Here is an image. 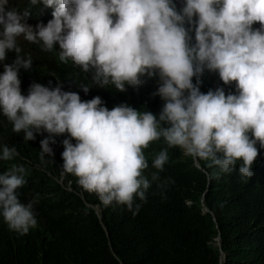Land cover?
Wrapping results in <instances>:
<instances>
[{
  "label": "clouds",
  "instance_id": "obj_1",
  "mask_svg": "<svg viewBox=\"0 0 264 264\" xmlns=\"http://www.w3.org/2000/svg\"><path fill=\"white\" fill-rule=\"evenodd\" d=\"M30 44L66 74L40 78ZM94 83L115 91L111 110ZM128 90L155 97L153 113L134 109ZM0 116L97 197L96 212L138 214L173 147L207 176L198 160L218 168L209 181L237 162L250 179L264 152V0H0ZM160 139L149 179L144 150ZM17 154L0 134V217L25 235L38 222L35 201L19 198Z\"/></svg>",
  "mask_w": 264,
  "mask_h": 264
},
{
  "label": "trees",
  "instance_id": "obj_2",
  "mask_svg": "<svg viewBox=\"0 0 264 264\" xmlns=\"http://www.w3.org/2000/svg\"><path fill=\"white\" fill-rule=\"evenodd\" d=\"M28 49L44 59L45 66L35 68L40 78L53 80L68 71L37 46L30 44ZM94 85L102 106L111 110L115 91L107 88L109 84ZM126 100L140 112L153 113L157 106L156 98L143 90H128ZM0 134L13 142L17 163L26 170L19 198L25 204L35 201L38 222L20 235L0 217V264H217L218 232L224 253L221 264H264V152L252 165L250 179L241 177L237 162L230 173L209 181V173L218 168L198 160L207 176L182 148H170L160 179L152 183L146 202L133 215L125 206L96 212L91 203L99 199H92L75 176L60 174L58 164L42 157L20 133L12 134L1 116ZM166 147L160 139L144 150L149 163L144 175L149 179L156 171L151 167L154 156ZM204 189L203 203L209 211L200 206Z\"/></svg>",
  "mask_w": 264,
  "mask_h": 264
},
{
  "label": "water",
  "instance_id": "obj_3",
  "mask_svg": "<svg viewBox=\"0 0 264 264\" xmlns=\"http://www.w3.org/2000/svg\"><path fill=\"white\" fill-rule=\"evenodd\" d=\"M203 198V196L201 195V199ZM202 209L205 210V211H209V209L206 207V205H202ZM213 219L215 220V218L213 217ZM219 232L216 234V243L218 245V250H219V259H218V262L217 264H221V261L223 260L224 258V253L223 251L221 250L220 248V245H219Z\"/></svg>",
  "mask_w": 264,
  "mask_h": 264
},
{
  "label": "rangeland",
  "instance_id": "obj_4",
  "mask_svg": "<svg viewBox=\"0 0 264 264\" xmlns=\"http://www.w3.org/2000/svg\"><path fill=\"white\" fill-rule=\"evenodd\" d=\"M183 152H185V151L183 150ZM222 215H223V216H226L227 214H225L224 212H222Z\"/></svg>",
  "mask_w": 264,
  "mask_h": 264
}]
</instances>
